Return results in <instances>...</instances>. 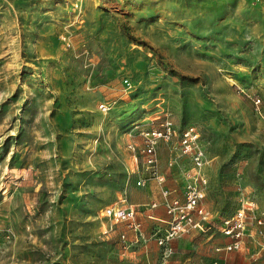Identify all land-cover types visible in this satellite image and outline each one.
I'll return each mask as SVG.
<instances>
[{
  "label": "rangeland",
  "instance_id": "374dc122",
  "mask_svg": "<svg viewBox=\"0 0 264 264\" xmlns=\"http://www.w3.org/2000/svg\"><path fill=\"white\" fill-rule=\"evenodd\" d=\"M164 116L200 130L216 218L167 252L99 216L122 191L145 233L162 226L129 143ZM241 189L264 209V0H0V264H264L253 237L215 247Z\"/></svg>",
  "mask_w": 264,
  "mask_h": 264
},
{
  "label": "built area",
  "instance_id": "2783aa9c",
  "mask_svg": "<svg viewBox=\"0 0 264 264\" xmlns=\"http://www.w3.org/2000/svg\"><path fill=\"white\" fill-rule=\"evenodd\" d=\"M158 119L157 125L149 129L134 128L130 131L131 135L140 136L144 144L138 147L132 140L129 147L134 151L136 158L137 151L142 153L144 163L150 168L152 177L162 185V203L167 214L165 224L156 226L148 234L145 233L138 218L140 205L127 201L122 191L118 193L116 200L102 208L99 216L100 219L110 221V228L114 224L124 223L138 237H143L145 242L155 238L167 252L171 241L177 237L194 231L213 230L216 227V218L213 211L204 203L208 184L205 168L209 163V157L200 130L194 124H187L182 129H177L168 116ZM162 143L170 152L169 165L172 168L177 167L182 173L184 184L180 188L167 187V175L159 170L158 147ZM136 172V170L132 171V173ZM146 179V176L140 175L136 180L137 185H145ZM239 201L240 206L236 211L218 223V230L231 240L229 243L217 246L216 250L228 252L241 250L245 246L246 239L253 237L256 249L252 255L258 257L264 254V209L261 210L259 203L243 189L239 193ZM157 205V202L152 203V207ZM102 222L103 230L108 232L109 228L105 220ZM122 236L124 237L125 234L122 233ZM198 264L218 263L203 260Z\"/></svg>",
  "mask_w": 264,
  "mask_h": 264
},
{
  "label": "crops",
  "instance_id": "0c3cea01",
  "mask_svg": "<svg viewBox=\"0 0 264 264\" xmlns=\"http://www.w3.org/2000/svg\"><path fill=\"white\" fill-rule=\"evenodd\" d=\"M161 145L164 146L163 143H162ZM158 149H159V147H158ZM159 158H160V150H159ZM173 170H175V172L177 171V172H176V173H177V178L174 179V184H169V183H168V176H167L166 186H167V187H179V188H180V187H182L183 184H184L183 177H182V173L179 172V169H178L177 167H174ZM205 170H206V174H207V166H206ZM207 177H208V174H207ZM129 202L137 203V204L140 205V203L137 202V201L130 200ZM155 202H156V201H155ZM157 203H158V202H157ZM204 203H205V205H206L210 210H212V208L207 204L206 198H205ZM159 205L161 206L160 209H162L163 214H164L165 216H161V215H158V216H157V215L154 213V215H156V216H154V215H150V217H154V218L161 219L162 222H163V224H165L164 221H165V219L167 218V214H166V211H165V209H164V206H163V203H162V199H161L160 203H158L157 206H159ZM212 211H213V210H212ZM163 224H162V225H163ZM155 227H156V226H155ZM150 231H151V230H150ZM148 232H149V231H148ZM148 232H146V233L148 234ZM194 232H204V231H194ZM194 232H192V233H194ZM207 232H212V230L207 231ZM189 234H190V233H189ZM153 239H155V238H153ZM153 239L148 240V242H151V240H153ZM249 239H250V238H248L246 241L249 242ZM155 240H156V239H155ZM230 240H231V239H230L229 237H227V240L224 241L223 243H224V244L229 243ZM246 241H245V246L243 247V249L246 248V247L248 246ZM224 244H223V245H224ZM248 244H249V243H248ZM215 247H217V245H216ZM247 249H248V248H247ZM241 250H242V249H241ZM221 252H222L221 254H223L225 258H228V257L230 256V254H231V252L229 253L228 251H224V250H222ZM202 261H203V260H202ZM200 262H201V261H200Z\"/></svg>",
  "mask_w": 264,
  "mask_h": 264
}]
</instances>
